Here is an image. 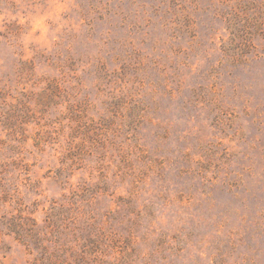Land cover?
I'll use <instances>...</instances> for the list:
<instances>
[{
    "label": "rangeland",
    "instance_id": "1",
    "mask_svg": "<svg viewBox=\"0 0 264 264\" xmlns=\"http://www.w3.org/2000/svg\"><path fill=\"white\" fill-rule=\"evenodd\" d=\"M0 264H264V0H0Z\"/></svg>",
    "mask_w": 264,
    "mask_h": 264
}]
</instances>
